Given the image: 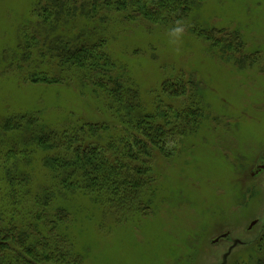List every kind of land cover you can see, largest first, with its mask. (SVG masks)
I'll list each match as a JSON object with an SVG mask.
<instances>
[{
	"label": "rangeland",
	"instance_id": "374dc122",
	"mask_svg": "<svg viewBox=\"0 0 264 264\" xmlns=\"http://www.w3.org/2000/svg\"><path fill=\"white\" fill-rule=\"evenodd\" d=\"M127 13L95 0H0V210L14 192L25 206L53 197L70 213L75 264L246 260L264 230V0H201L170 24ZM138 112L152 128L121 145L126 129L91 138L95 160L126 157L111 165L127 198L111 207L63 190L68 164L53 158L69 150L41 147L40 127L112 130ZM18 115L33 123L3 128ZM147 137L135 161L126 146Z\"/></svg>",
	"mask_w": 264,
	"mask_h": 264
},
{
	"label": "trees",
	"instance_id": "16d2710c",
	"mask_svg": "<svg viewBox=\"0 0 264 264\" xmlns=\"http://www.w3.org/2000/svg\"><path fill=\"white\" fill-rule=\"evenodd\" d=\"M95 1L100 2L103 6H111L117 12H129L127 13L128 15L138 16L157 24H170L171 21L189 15L196 3L201 0ZM132 10L134 11L131 12ZM95 49L96 46H94V53ZM101 49L102 44L100 43L98 55H100ZM100 57L103 58L102 55ZM80 60H82L81 57ZM81 68L84 67L81 66ZM107 70L109 69H95L94 73L98 78H104ZM103 82L114 87L111 81H101L97 84L103 85ZM120 95L122 96L121 93ZM25 119H27L25 115L8 118L5 120L3 128L10 131H18L24 125L30 126L33 123L31 120L28 122ZM144 119L143 113L138 112L134 119H131L130 116L122 119L120 128L112 125L111 130L109 122L99 124L85 123L68 130L70 133L65 131V136H58L55 133V137H53L54 133L50 132L45 135L42 134L43 127H45L42 125L37 136L40 139V146L43 148L48 146V148H45L48 151H51L52 148H50L48 142L52 143L53 146H58L60 149L66 147L69 150L64 158H60L59 154L53 158L57 162L68 164L66 169L60 171L63 176L60 178L59 184L63 183L66 178L70 179V181L66 180L63 183V190L74 192L73 195L78 193L79 189L86 191L91 197L97 195V201H101L105 205L109 204L112 207L118 205V199L127 198V194L122 191V187L119 184L120 181H117L121 176L118 175V170L113 168L111 163L119 164L126 157L100 156V160H95L94 155L99 153V147L97 143L91 141V138L98 137L102 132H110V135H112V132L117 133L119 130L126 129L125 136L119 140V145H121L124 140L128 139L130 132L139 131L143 126L152 128L151 125L144 122ZM34 135L36 134H32V137ZM57 137L59 138L57 139ZM156 138L157 135L153 137V140L155 141ZM150 140V137H147L146 142L135 139L130 144V147L129 145L126 146L128 149L136 151L132 155L135 161L139 160L136 158L138 152L141 149H147ZM11 155L12 152L10 151L4 156L7 158ZM148 165L149 163L146 162L145 167H148ZM54 169L59 172V167ZM77 174L82 178V183L76 179ZM9 179L12 185L16 183V180ZM143 180H145L143 183L147 186H152L151 179L147 178L146 175ZM11 198L13 201L9 203V210H0V264H70L69 258H72V263L75 264L77 261L76 253H72L69 246L66 247V245L73 243L72 239L65 235V230L67 229L65 225L70 219L68 209L59 207L53 197L45 195H40L39 197L31 195L28 206H25L20 201V195L15 194V192ZM25 209L28 212H25ZM254 249L246 260H238L235 264H264V230L256 241Z\"/></svg>",
	"mask_w": 264,
	"mask_h": 264
},
{
	"label": "clouds",
	"instance_id": "9594fccd",
	"mask_svg": "<svg viewBox=\"0 0 264 264\" xmlns=\"http://www.w3.org/2000/svg\"><path fill=\"white\" fill-rule=\"evenodd\" d=\"M175 31H176L177 33H179V32L182 31V30H181V29H176Z\"/></svg>",
	"mask_w": 264,
	"mask_h": 264
},
{
	"label": "water",
	"instance_id": "95a60500",
	"mask_svg": "<svg viewBox=\"0 0 264 264\" xmlns=\"http://www.w3.org/2000/svg\"><path fill=\"white\" fill-rule=\"evenodd\" d=\"M254 225H256V222H254V223L252 224V226H254Z\"/></svg>",
	"mask_w": 264,
	"mask_h": 264
}]
</instances>
